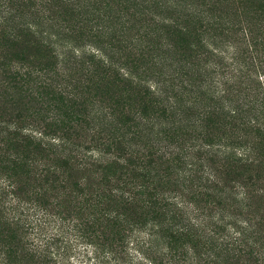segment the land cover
Returning a JSON list of instances; mask_svg holds the SVG:
<instances>
[{"label": "trees", "instance_id": "1", "mask_svg": "<svg viewBox=\"0 0 264 264\" xmlns=\"http://www.w3.org/2000/svg\"><path fill=\"white\" fill-rule=\"evenodd\" d=\"M233 1L0 0V264H264V0ZM40 78L74 106L2 107Z\"/></svg>", "mask_w": 264, "mask_h": 264}, {"label": "rangeland", "instance_id": "2", "mask_svg": "<svg viewBox=\"0 0 264 264\" xmlns=\"http://www.w3.org/2000/svg\"><path fill=\"white\" fill-rule=\"evenodd\" d=\"M232 6L236 7L235 1H233ZM40 81H42L41 78L36 80L34 83L30 81L26 82L25 84H17V87L12 88L11 90L1 89V99L3 101L2 107L11 110L10 112L20 110L27 115L29 114L33 116V119H36L39 124H44V120H53V115L56 113L58 107L63 105L74 106L72 100L69 99V101H67L62 98L63 94L60 92L63 91L52 89L46 86L41 87L39 83ZM126 88V90L122 91L125 93V95H130L133 90L129 89L128 86H126ZM85 90L89 91L90 89ZM95 93L98 94L100 91L96 90ZM87 95L90 97V99H92V94ZM71 172L72 178L70 183L72 184L77 182L78 186L82 188L86 194L90 195L92 194L91 192L103 193L107 191V188H104L102 185H100L99 177L96 172L92 170L84 171L81 169H72ZM74 194L76 195L77 193L74 192ZM261 207L264 211L262 204ZM131 251L132 253H135L134 249Z\"/></svg>", "mask_w": 264, "mask_h": 264}]
</instances>
